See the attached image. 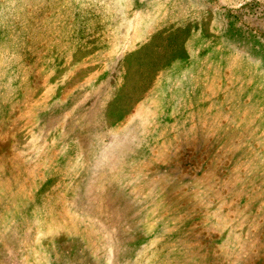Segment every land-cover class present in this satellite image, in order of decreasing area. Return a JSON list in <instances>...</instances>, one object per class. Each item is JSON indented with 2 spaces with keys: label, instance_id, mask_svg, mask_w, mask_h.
Listing matches in <instances>:
<instances>
[{
  "label": "rangeland",
  "instance_id": "1",
  "mask_svg": "<svg viewBox=\"0 0 264 264\" xmlns=\"http://www.w3.org/2000/svg\"><path fill=\"white\" fill-rule=\"evenodd\" d=\"M0 264H264V0H0Z\"/></svg>",
  "mask_w": 264,
  "mask_h": 264
},
{
  "label": "trees",
  "instance_id": "2",
  "mask_svg": "<svg viewBox=\"0 0 264 264\" xmlns=\"http://www.w3.org/2000/svg\"><path fill=\"white\" fill-rule=\"evenodd\" d=\"M108 190H109V189H108ZM108 190H106V192H107ZM117 191H118L119 195H117V196H112V198H109V197L106 195V193H104V197H103V199L101 200L100 205H103V204L107 205L108 202H109L110 200H114L115 198L120 197V196H121V193H122V194H125V190H123L122 188H120V189L117 188Z\"/></svg>",
  "mask_w": 264,
  "mask_h": 264
}]
</instances>
